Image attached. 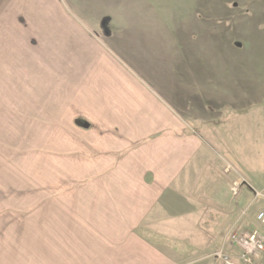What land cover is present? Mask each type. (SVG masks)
<instances>
[{
    "label": "crops",
    "instance_id": "1",
    "mask_svg": "<svg viewBox=\"0 0 264 264\" xmlns=\"http://www.w3.org/2000/svg\"><path fill=\"white\" fill-rule=\"evenodd\" d=\"M199 4L0 0V264H244L216 144L264 98L222 41L171 40Z\"/></svg>",
    "mask_w": 264,
    "mask_h": 264
},
{
    "label": "rangeland",
    "instance_id": "2",
    "mask_svg": "<svg viewBox=\"0 0 264 264\" xmlns=\"http://www.w3.org/2000/svg\"><path fill=\"white\" fill-rule=\"evenodd\" d=\"M199 5L202 7V15L204 12L208 13V27L202 31L193 30L190 37L177 34L175 40H171L222 41V51L218 53L239 56V76L242 78L249 74L250 86L253 87L251 91L264 98V0H202ZM216 10L218 18L213 20L209 15L214 14ZM212 26L214 30H218L214 31ZM250 114L249 119L241 120L238 127L227 126V129L222 130L216 145L219 149L223 148V145L229 146L236 153L233 159L222 158L223 172L231 173L232 181L240 175L255 188L264 189V100L252 109ZM227 167H231L233 171L227 173ZM244 193L248 194L245 203L247 206L251 198L247 190ZM239 198H242V192ZM254 206L255 210L260 208L258 203ZM249 214L253 216L252 208ZM245 222L240 223L244 224V229L250 225ZM257 259L260 261L263 258Z\"/></svg>",
    "mask_w": 264,
    "mask_h": 264
},
{
    "label": "built area",
    "instance_id": "3",
    "mask_svg": "<svg viewBox=\"0 0 264 264\" xmlns=\"http://www.w3.org/2000/svg\"><path fill=\"white\" fill-rule=\"evenodd\" d=\"M227 173L233 171L231 167L225 169ZM242 188L248 190L251 195L250 202L247 206L238 211L237 223H241L246 218L253 219L256 227L247 229L235 228L227 235V241L238 251V258L245 264H251L254 259L264 253V189L255 188L246 179L237 175L231 185L233 199H237ZM258 203L260 208L255 210V204ZM252 208L253 216L249 214ZM217 260L224 264H234L230 258L225 257L223 251L215 253Z\"/></svg>",
    "mask_w": 264,
    "mask_h": 264
}]
</instances>
